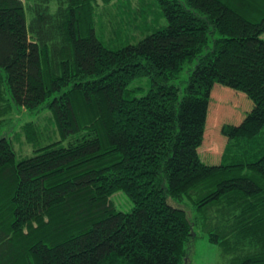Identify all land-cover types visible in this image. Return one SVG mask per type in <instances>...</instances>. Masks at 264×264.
<instances>
[{
  "label": "trees",
  "instance_id": "trees-1",
  "mask_svg": "<svg viewBox=\"0 0 264 264\" xmlns=\"http://www.w3.org/2000/svg\"><path fill=\"white\" fill-rule=\"evenodd\" d=\"M263 33L264 0H0V127L49 112L0 136V264H189L197 229L264 264ZM214 83L253 105L207 164Z\"/></svg>",
  "mask_w": 264,
  "mask_h": 264
},
{
  "label": "rangeland",
  "instance_id": "rangeland-1",
  "mask_svg": "<svg viewBox=\"0 0 264 264\" xmlns=\"http://www.w3.org/2000/svg\"><path fill=\"white\" fill-rule=\"evenodd\" d=\"M116 25L114 26V28ZM107 35H110V41H103L110 47H116L121 41L118 35L113 31L112 27L107 25L104 28ZM137 34H128L133 36ZM97 35L100 36L97 32ZM139 35L135 36L136 38ZM264 37V33L262 34ZM131 40V39H130ZM133 40V39H132ZM124 42V41H122ZM252 101L247 95L239 90L214 83L208 102L206 119L202 141L197 148L199 158L207 164H219L222 153L225 150L227 138L221 133V126L224 123L239 124L245 114L252 108ZM11 113V112H8ZM49 112L44 114L30 115L16 107L10 117V122L0 127V136H8L12 146L16 152V160L30 156L33 154V147L29 145L24 136L22 126L26 121L38 120L42 116L46 117ZM43 117V118H44ZM45 120V119H44ZM48 127V123L46 124ZM52 128V127H51ZM49 130V127H48ZM52 138H55L52 137ZM68 139L62 143L66 145ZM35 145V143H32ZM111 199L117 209L129 210L131 202L122 191L115 192ZM173 205H177L172 200L168 199ZM196 237L191 243L189 252V264H222L223 260L219 254V248L215 243H212L206 233L199 229L196 230Z\"/></svg>",
  "mask_w": 264,
  "mask_h": 264
}]
</instances>
